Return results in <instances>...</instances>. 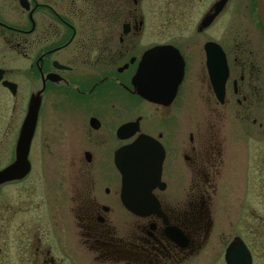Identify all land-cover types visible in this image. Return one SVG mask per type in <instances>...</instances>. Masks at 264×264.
I'll use <instances>...</instances> for the list:
<instances>
[{"label": "flooded vegetation", "instance_id": "flooded-vegetation-1", "mask_svg": "<svg viewBox=\"0 0 264 264\" xmlns=\"http://www.w3.org/2000/svg\"><path fill=\"white\" fill-rule=\"evenodd\" d=\"M159 47L178 50L184 68L175 93L154 87L165 95L152 102L132 78ZM0 70V172L15 162L38 94L39 113L54 92L73 97L79 117L37 120L27 172L0 184V239L9 241H0V258L264 264V30L256 0H0ZM131 122L134 134L119 131ZM141 136L162 148L163 160L155 202L137 215L122 200L115 154ZM36 178L46 185H33ZM25 183L20 198L3 197Z\"/></svg>", "mask_w": 264, "mask_h": 264}, {"label": "water", "instance_id": "water-1", "mask_svg": "<svg viewBox=\"0 0 264 264\" xmlns=\"http://www.w3.org/2000/svg\"><path fill=\"white\" fill-rule=\"evenodd\" d=\"M256 1L258 16L264 30L263 0ZM182 70L183 60L177 50L173 48H155L145 54L144 61L140 64L132 83L138 93L141 91L140 93L150 101L156 102L157 95L152 92V88L159 82L160 86L169 84L168 87L174 89L181 78ZM143 88L145 90L144 93H142ZM39 103L38 94L30 104L20 130L15 150V162L0 172V184L21 177L28 170L26 156L34 134ZM119 131H129V134L132 135L137 131V124H127ZM151 150L154 152H150ZM162 160V148L151 138L144 136L139 137L132 145L116 152L115 165L123 180L122 200L132 213L143 215L150 212L151 209H149L148 202H155L151 190L160 177ZM127 201L146 203L148 207H139L137 204L132 205L131 202L129 205Z\"/></svg>", "mask_w": 264, "mask_h": 264}, {"label": "rangeland", "instance_id": "rangeland-1", "mask_svg": "<svg viewBox=\"0 0 264 264\" xmlns=\"http://www.w3.org/2000/svg\"><path fill=\"white\" fill-rule=\"evenodd\" d=\"M17 66V65H16ZM186 89V87H185ZM184 89V91H185ZM55 95V96H52ZM58 94L56 93H50L45 99V103L41 107L40 113H39V123L42 125H45L46 123H58L59 121H62L63 119L67 123H74V120L77 119L79 120V117L77 116L78 111L76 112L74 108V98L70 97L66 94L61 95L59 98L57 96ZM53 99V100H52ZM24 110H20L18 108V116H20ZM193 114H196V112H193ZM22 116V115H21ZM41 135L39 133L37 141H35V152L36 149H38L39 142H40ZM3 144V143H2ZM7 153V146L0 145V156L3 154ZM6 160L5 157H2L0 159V164ZM43 178H36L33 180L34 184L36 187L40 185V182L43 183V185H46V183L43 181ZM37 182V183H36ZM50 185V183H48ZM27 184H22L18 186V189L15 188H7L3 192V197L6 198L9 202H13L12 198L17 195V198H20L22 195V192L25 190V187ZM14 190V191H13ZM11 198V199H10ZM5 200V201H6ZM7 202V201H6ZM119 214V212H118ZM10 239V238H9ZM0 241L3 243L5 241L6 244L9 243L8 239L2 235ZM0 264H12L11 257L7 253V257L0 258Z\"/></svg>", "mask_w": 264, "mask_h": 264}]
</instances>
